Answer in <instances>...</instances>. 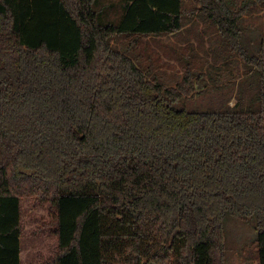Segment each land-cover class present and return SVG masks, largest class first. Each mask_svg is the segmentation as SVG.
<instances>
[{
	"label": "trees",
	"instance_id": "trees-1",
	"mask_svg": "<svg viewBox=\"0 0 264 264\" xmlns=\"http://www.w3.org/2000/svg\"><path fill=\"white\" fill-rule=\"evenodd\" d=\"M258 5L0 0V264H22L24 203L48 207L54 239L31 264H226L228 217L254 222L264 264V32L242 42ZM196 19L238 57L249 100L188 107L191 46L167 85L151 42L188 40Z\"/></svg>",
	"mask_w": 264,
	"mask_h": 264
},
{
	"label": "rangeland",
	"instance_id": "rangeland-1",
	"mask_svg": "<svg viewBox=\"0 0 264 264\" xmlns=\"http://www.w3.org/2000/svg\"><path fill=\"white\" fill-rule=\"evenodd\" d=\"M196 22L198 26L187 32L189 41L185 39V32L182 31L180 36L159 37L151 42L155 62L163 64L160 68L167 85L173 86L181 80L184 72L178 65L177 54L185 55V49L191 46V62L194 66L191 69L197 74L202 72V77L200 80L194 79V93L187 99L188 107L225 109L235 106L243 99L249 100L253 89L248 85L250 78L244 75L238 57L232 55L236 63L229 64L227 58L225 59L227 51L222 40L214 35L213 28L207 23L204 25L201 20L196 19ZM189 27L190 23H186L185 28ZM242 27V42L256 51L260 36L264 32V7L258 5L251 15L245 16ZM189 51L190 48L187 53ZM186 61L187 59H182L183 63ZM229 70H232L231 73ZM48 215L47 206L33 203L22 205V264L41 263L54 252V239L48 236L47 227L43 228V222L49 220ZM254 225L252 220H235L230 217L226 219V264H258Z\"/></svg>",
	"mask_w": 264,
	"mask_h": 264
}]
</instances>
